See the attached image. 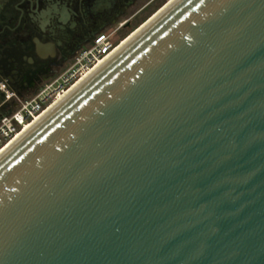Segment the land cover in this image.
I'll list each match as a JSON object with an SVG mask.
<instances>
[{
  "label": "water",
  "instance_id": "95a60500",
  "mask_svg": "<svg viewBox=\"0 0 264 264\" xmlns=\"http://www.w3.org/2000/svg\"><path fill=\"white\" fill-rule=\"evenodd\" d=\"M0 264H264V0H175L2 153Z\"/></svg>",
  "mask_w": 264,
  "mask_h": 264
},
{
  "label": "flooded vegetation",
  "instance_id": "af4514ba",
  "mask_svg": "<svg viewBox=\"0 0 264 264\" xmlns=\"http://www.w3.org/2000/svg\"><path fill=\"white\" fill-rule=\"evenodd\" d=\"M156 1L0 0V114L35 94L98 35L125 33Z\"/></svg>",
  "mask_w": 264,
  "mask_h": 264
},
{
  "label": "built area",
  "instance_id": "2783aa9c",
  "mask_svg": "<svg viewBox=\"0 0 264 264\" xmlns=\"http://www.w3.org/2000/svg\"><path fill=\"white\" fill-rule=\"evenodd\" d=\"M120 43L113 35H98L72 63L44 83L35 94L17 99L11 111L0 114V152L97 64L108 58Z\"/></svg>",
  "mask_w": 264,
  "mask_h": 264
},
{
  "label": "bare ground",
  "instance_id": "6f19581e",
  "mask_svg": "<svg viewBox=\"0 0 264 264\" xmlns=\"http://www.w3.org/2000/svg\"><path fill=\"white\" fill-rule=\"evenodd\" d=\"M175 0H169L165 6H163L158 12H156L152 17H150L145 23H143L138 29H136L133 33H131L127 38H125L123 41H121V43L119 44V46L117 47V49L108 57L106 58L104 61L100 62L99 64H97L88 74H86L83 78H81L65 95H63L62 97H60L57 101H55L48 109H46V111H44L35 121L32 125H30L29 127H27L23 132H21L15 139L12 140V142L10 144H8L1 152L0 155L2 153H4L7 149H9L14 143H16V141H18L21 137H23V135L29 130L31 129L36 123H38L45 115H47L54 107H56L63 99H65L67 97V95H69L72 91H74V89H76L81 83H83V81H85L92 73H94L97 69H99L102 65H104V63H106L110 58H112L122 47H124V45L136 34L138 33V31H140V29H142V27H144L146 25V23H148V21H151L152 19H154L155 17H157V15H159V13H161L162 11H164L167 7H169Z\"/></svg>",
  "mask_w": 264,
  "mask_h": 264
},
{
  "label": "rangeland",
  "instance_id": "374dc122",
  "mask_svg": "<svg viewBox=\"0 0 264 264\" xmlns=\"http://www.w3.org/2000/svg\"><path fill=\"white\" fill-rule=\"evenodd\" d=\"M168 1L169 0H157L145 12H143V14H141L140 17H138L135 20V22L133 23L132 27L129 30L125 31V33L115 35L114 39L116 41H120V42L123 41L131 33H133L136 29H138L143 23H145L150 17H152L156 12H158L163 6H165ZM67 66H65V67L63 66L64 68L62 69V71Z\"/></svg>",
  "mask_w": 264,
  "mask_h": 264
}]
</instances>
